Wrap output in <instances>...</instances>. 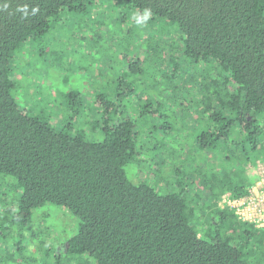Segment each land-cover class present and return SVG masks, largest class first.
I'll list each match as a JSON object with an SVG mask.
<instances>
[{
	"label": "trees",
	"instance_id": "16d2710c",
	"mask_svg": "<svg viewBox=\"0 0 264 264\" xmlns=\"http://www.w3.org/2000/svg\"><path fill=\"white\" fill-rule=\"evenodd\" d=\"M97 1L0 0L9 4L0 11V264H264V228L220 205L225 193L250 191L256 162L264 159V0H102L134 13L151 10L150 24L160 20V30L145 31L137 54L168 68L162 94L166 88L173 93L172 103L184 91L179 55L193 66L196 95L186 124L197 125L196 147H173L176 135L172 143L155 138L149 150L124 103L136 89L133 81L100 90L91 100L98 116H87L75 130L18 101L15 55L27 42L49 40L65 13L83 14ZM25 4L39 13L21 19L15 9ZM133 14L115 25L135 45V26L126 25L136 22ZM96 23L100 39L111 23ZM63 24L64 30L70 21ZM169 27L175 32L168 36ZM40 46L46 56L44 42ZM67 100L79 122L85 98L76 92ZM143 107L142 115L159 108L150 101ZM160 125L151 132L172 129ZM98 128L103 139L91 137ZM144 151L139 166L171 190L161 192L144 171L129 177L127 165ZM51 203L80 218L78 231L60 247L34 223L35 209Z\"/></svg>",
	"mask_w": 264,
	"mask_h": 264
},
{
	"label": "rangeland",
	"instance_id": "374dc122",
	"mask_svg": "<svg viewBox=\"0 0 264 264\" xmlns=\"http://www.w3.org/2000/svg\"><path fill=\"white\" fill-rule=\"evenodd\" d=\"M133 13L134 10L128 9L127 6L106 4L98 0L83 14H64V22L70 21V24L64 30L62 29L64 22L56 25L49 40L47 38L43 41L44 46L47 47L46 56L38 52L43 42H27L21 49L22 51L15 55L16 58L12 63L15 78L19 82L18 101L32 107L42 119L51 120L57 127H63L71 122L75 130L80 127L78 125L87 116L89 118L98 116L92 101L100 90L106 88L110 92L122 89L125 85L120 86V83L133 81L136 89L124 103L130 109L131 116L137 121L141 133L140 145L149 150V144L152 140L155 141V138L172 143L174 136L177 135L179 139L172 143L173 147L177 149L178 147L185 149L184 145H189L190 148L196 147L197 125L195 123L186 124L192 121L193 114L188 110L191 106L193 108L190 101H193L196 95V92L192 90L195 84L193 66L186 61L184 54L179 55V61L185 67L180 76L182 81L180 88L184 91L178 103H172L175 97L173 93L166 88V97L162 94L166 86L162 83V77L168 74V68L158 65L157 57L144 63L142 54H137L140 51L137 44L143 43L145 31L153 27L160 30V20H153V24L147 21L143 26H138L135 21L129 23L131 20H127L126 25L135 26L134 40L136 43L134 45L129 38L123 39L122 29L115 25L117 18L119 19L121 15ZM102 19L111 24L106 31L101 32L103 35L98 39L94 31L99 27L96 22ZM172 29L169 27L167 30L168 36L175 32ZM111 33L118 38L114 40L113 36H109ZM78 37L79 39L75 41ZM152 83L158 85L159 88L151 87ZM76 92H80V95L85 98L84 106L86 107L79 122L72 110L75 107H69L67 100L70 94ZM74 101L79 102V99L74 98ZM149 101L154 107L159 108L157 112H151L153 114L147 112L142 115L141 107ZM159 102L160 105H158ZM93 111L95 114L92 113ZM162 123H166L165 126L171 124L172 129L168 130V134L163 133L164 129H161L159 133L151 132L157 126L161 128ZM98 130V133L91 134V137L98 140L103 139V133L100 128ZM148 135L153 136L152 139H148ZM145 155H147L146 151H144V158L137 157L127 165L129 177L135 180L133 173L144 171L146 174L142 175L145 180L152 181L161 192L171 190L172 187H168L167 182H155L154 178L148 175V168L144 169L139 166V159L146 160ZM166 177L169 178L170 183L175 180L172 173L166 172ZM8 179L16 181L12 176H8ZM79 222L80 218L69 209L52 203L38 207L34 211L36 227L47 228L46 240L56 247H60L78 231Z\"/></svg>",
	"mask_w": 264,
	"mask_h": 264
},
{
	"label": "built area",
	"instance_id": "2783aa9c",
	"mask_svg": "<svg viewBox=\"0 0 264 264\" xmlns=\"http://www.w3.org/2000/svg\"><path fill=\"white\" fill-rule=\"evenodd\" d=\"M256 170L258 179L246 195L234 197L225 193L220 205L234 209L239 219L264 228V159L257 160Z\"/></svg>",
	"mask_w": 264,
	"mask_h": 264
},
{
	"label": "clouds",
	"instance_id": "9594fccd",
	"mask_svg": "<svg viewBox=\"0 0 264 264\" xmlns=\"http://www.w3.org/2000/svg\"><path fill=\"white\" fill-rule=\"evenodd\" d=\"M29 5H19L15 9V13L20 14L21 19H28L30 16H35L39 13L40 9L38 6H31L29 10ZM9 9V4L7 2L0 4V11H7ZM13 13H10V15ZM134 18L136 20V24L138 26H143L147 23L148 20L152 17V12L149 9H145L144 12L141 14L139 12L134 13Z\"/></svg>",
	"mask_w": 264,
	"mask_h": 264
}]
</instances>
